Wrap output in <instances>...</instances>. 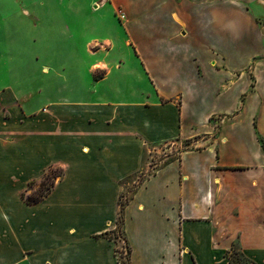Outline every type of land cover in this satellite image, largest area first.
<instances>
[{
    "label": "crops",
    "instance_id": "0c3cea01",
    "mask_svg": "<svg viewBox=\"0 0 264 264\" xmlns=\"http://www.w3.org/2000/svg\"><path fill=\"white\" fill-rule=\"evenodd\" d=\"M110 1L131 59L94 38L88 100L28 111L0 91V264H119L117 218L129 264H264V47L224 0ZM184 142L117 212L147 150Z\"/></svg>",
    "mask_w": 264,
    "mask_h": 264
},
{
    "label": "rangeland",
    "instance_id": "374dc122",
    "mask_svg": "<svg viewBox=\"0 0 264 264\" xmlns=\"http://www.w3.org/2000/svg\"><path fill=\"white\" fill-rule=\"evenodd\" d=\"M224 4L239 10L237 16L234 9V18H228L225 12L224 25L236 30L242 42L249 43L257 36L259 45L264 47V0H224ZM116 15L122 19L120 9L115 14L110 0H0V91L15 90L28 111L42 109L55 101L88 100L85 90L93 77L87 62L91 61L90 46L96 48L92 46L93 39L113 36L117 41L114 58L119 55L129 58L124 45L125 29ZM136 38L142 41L139 33ZM186 145V142L178 146L163 144L147 150L145 163L150 167L143 176L122 182L117 212L141 181L163 166L168 156L178 157ZM52 172L43 184L37 181L29 186L23 195L27 204L31 197L53 190L50 184L61 177L53 180L60 170ZM117 220L112 234L117 240L116 257L119 264H129L121 218ZM231 256L233 264H248L239 249Z\"/></svg>",
    "mask_w": 264,
    "mask_h": 264
},
{
    "label": "trees",
    "instance_id": "16d2710c",
    "mask_svg": "<svg viewBox=\"0 0 264 264\" xmlns=\"http://www.w3.org/2000/svg\"><path fill=\"white\" fill-rule=\"evenodd\" d=\"M53 172H50L44 179H43V181H42V184L44 183V181H46L48 178H49V176L52 174ZM59 176V174L57 175H54V177H53V180L54 179H56L57 177ZM53 184H54V181L50 184V186L52 185L53 186ZM32 185V184H31ZM49 194V192L47 193V194H40V195H38L37 197H31L30 199H29V203L30 204H37V203H39V202H41L47 195ZM231 263H233L232 262V256H231Z\"/></svg>",
    "mask_w": 264,
    "mask_h": 264
}]
</instances>
